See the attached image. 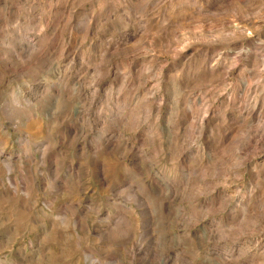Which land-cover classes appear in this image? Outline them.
<instances>
[{
    "label": "rangeland",
    "instance_id": "rangeland-1",
    "mask_svg": "<svg viewBox=\"0 0 264 264\" xmlns=\"http://www.w3.org/2000/svg\"><path fill=\"white\" fill-rule=\"evenodd\" d=\"M0 264H264V0H0Z\"/></svg>",
    "mask_w": 264,
    "mask_h": 264
}]
</instances>
